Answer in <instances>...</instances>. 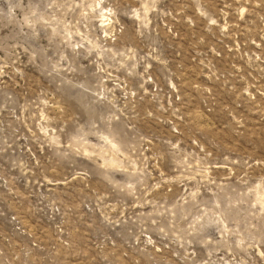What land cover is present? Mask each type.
I'll use <instances>...</instances> for the list:
<instances>
[{
  "label": "rangeland",
  "instance_id": "rangeland-1",
  "mask_svg": "<svg viewBox=\"0 0 264 264\" xmlns=\"http://www.w3.org/2000/svg\"><path fill=\"white\" fill-rule=\"evenodd\" d=\"M0 264H264V0H0Z\"/></svg>",
  "mask_w": 264,
  "mask_h": 264
}]
</instances>
